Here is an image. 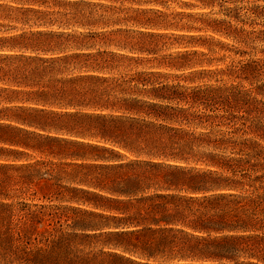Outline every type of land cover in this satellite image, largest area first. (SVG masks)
Wrapping results in <instances>:
<instances>
[{
	"label": "trees",
	"instance_id": "trees-1",
	"mask_svg": "<svg viewBox=\"0 0 264 264\" xmlns=\"http://www.w3.org/2000/svg\"><path fill=\"white\" fill-rule=\"evenodd\" d=\"M197 2L203 38L0 0V264H264V0Z\"/></svg>",
	"mask_w": 264,
	"mask_h": 264
},
{
	"label": "rangeland",
	"instance_id": "rangeland-1",
	"mask_svg": "<svg viewBox=\"0 0 264 264\" xmlns=\"http://www.w3.org/2000/svg\"><path fill=\"white\" fill-rule=\"evenodd\" d=\"M47 5H43L41 9L46 11L59 12V18L62 20L75 17L70 25L63 27L69 31L76 32H110L120 30L128 32L132 37L138 32L166 34V35H194L198 37H207L209 34L205 32H194L191 28H201L200 14L208 11L201 10L198 7L197 0H45ZM8 3L7 1H2ZM59 2V7L55 4ZM69 2L70 4H65ZM48 6V7H47ZM212 17L225 18L220 13L219 8H214L211 12ZM63 15H66L63 17ZM63 23V22H62ZM65 23V22H64ZM86 24L81 27L78 24ZM128 37L126 34L110 36L111 44H123ZM129 46L136 43V38L130 40ZM164 40H161L162 43ZM178 42L184 44L186 40H179ZM176 46V45H175ZM188 46V44H187ZM127 49H120L111 45L106 48V51L114 52L116 54H123L137 58L138 60L148 59L146 55L135 53ZM176 47L163 49L158 53V56L167 55L177 51ZM103 50V49H100ZM257 56H261L258 54ZM238 60L240 57L229 55L224 63H219L223 66L229 62L230 59ZM248 58V56L244 57ZM151 65L146 62H138L132 64L131 68L121 71L133 74L135 72H143L150 68ZM117 73V72H116ZM171 73V72H169ZM177 73V72H176ZM174 74V72H172ZM177 74H180L179 72ZM185 76V75H184ZM192 76L187 71V86L188 79ZM195 76L194 80H197ZM205 80L196 81V84H202Z\"/></svg>",
	"mask_w": 264,
	"mask_h": 264
}]
</instances>
